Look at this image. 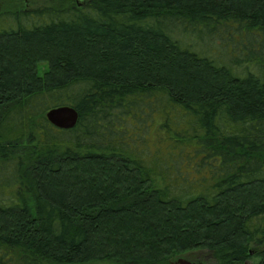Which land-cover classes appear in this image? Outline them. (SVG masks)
<instances>
[{"label":"trees","instance_id":"obj_1","mask_svg":"<svg viewBox=\"0 0 264 264\" xmlns=\"http://www.w3.org/2000/svg\"><path fill=\"white\" fill-rule=\"evenodd\" d=\"M74 3L0 12V264H264V0Z\"/></svg>","mask_w":264,"mask_h":264},{"label":"rangeland","instance_id":"obj_2","mask_svg":"<svg viewBox=\"0 0 264 264\" xmlns=\"http://www.w3.org/2000/svg\"><path fill=\"white\" fill-rule=\"evenodd\" d=\"M76 1V4H79L81 0H0V12H7L6 15H9L8 18H11V15L17 14L22 17L23 21L27 24L37 23L40 22V20L37 17V14L35 12L37 11H45L47 9H66L74 6V2ZM84 1V0H83ZM22 14V16H21ZM47 18H41V20H46ZM233 38V37H232ZM235 38V39H234ZM233 38V42L229 41L231 45H226V39L222 38H213L214 40H210V45L213 50L210 51L215 57H218L221 60H227L229 59V55L236 53L238 54V50L235 46L238 44L236 43L237 40H239L238 36ZM194 46V45H193ZM199 48V47H198ZM236 49V53L232 52V50ZM258 52L261 50H257ZM44 65H40V68L42 69ZM130 125L131 127L136 126V122L133 119H130ZM184 124H179L182 126ZM155 126L153 124L147 125L146 128L150 131H154ZM132 129V128H131ZM150 141V139H149ZM166 142V141H165ZM161 141L159 146H154L153 143L148 144V148H156L161 153H165L166 151V143ZM258 251H261V249L254 251L252 253V259L248 262V264H256L258 261V257L256 254ZM185 260L193 264H217L213 259L210 258V255L202 251H196L194 253H187L181 256L176 257L172 260V264H177L178 260Z\"/></svg>","mask_w":264,"mask_h":264},{"label":"water","instance_id":"obj_3","mask_svg":"<svg viewBox=\"0 0 264 264\" xmlns=\"http://www.w3.org/2000/svg\"><path fill=\"white\" fill-rule=\"evenodd\" d=\"M49 125L59 130L73 129L78 122V113L73 107L61 106L52 108L45 114ZM177 264H193L185 260H178Z\"/></svg>","mask_w":264,"mask_h":264}]
</instances>
